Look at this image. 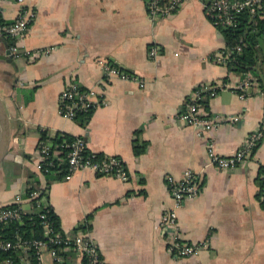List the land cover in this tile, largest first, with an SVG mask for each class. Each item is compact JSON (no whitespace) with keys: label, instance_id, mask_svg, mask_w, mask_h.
Here are the masks:
<instances>
[{"label":"crops","instance_id":"obj_1","mask_svg":"<svg viewBox=\"0 0 264 264\" xmlns=\"http://www.w3.org/2000/svg\"><path fill=\"white\" fill-rule=\"evenodd\" d=\"M208 1L182 0L174 13L154 17L146 0H24L35 17L22 44L54 49L30 62L11 57L0 40V98L10 131L0 164V206L45 185L60 230L85 233L102 264H264V138L234 169H219L207 158L210 142L229 154L245 140L264 119V97L253 92L242 100L234 89L221 88L206 99L203 113L242 116L201 136L176 118L193 89L242 77L213 59L224 40L207 15ZM17 11L14 1L0 0L4 21ZM105 61L139 80L116 77L104 85L107 102L89 114L86 126L63 117L60 91L69 81L96 87ZM42 131L84 137L90 151L119 157L128 178L89 168L68 180L42 175L36 167ZM186 168L201 171L203 180L197 196L177 209L179 225L185 239L210 241L197 255L177 260L166 251L158 221L172 206L167 177L179 178ZM21 205L37 212L27 200ZM45 260L51 262L48 254ZM19 264H30L29 256ZM65 264L83 262L68 251Z\"/></svg>","mask_w":264,"mask_h":264},{"label":"built area","instance_id":"obj_2","mask_svg":"<svg viewBox=\"0 0 264 264\" xmlns=\"http://www.w3.org/2000/svg\"><path fill=\"white\" fill-rule=\"evenodd\" d=\"M18 5L17 16L11 22H0V40L8 43L9 54L15 59L23 58L30 62L49 54L54 46L27 48L21 39L26 34L30 23L35 17V11L24 5V0H11ZM182 0H146L147 12L154 17H166L174 13L180 6ZM207 15L213 26L220 32L219 27L235 25V15L245 9L248 10L252 20L264 16V0H209L206 4ZM234 49L240 50L237 44ZM151 57L157 56L156 47L149 50ZM230 51L224 47L216 51L213 59L219 63L227 64ZM103 77L101 83L96 87H81L74 81H69L60 91L58 99V112L69 120H76L79 113H92L96 107L106 104L103 86L109 84L112 79L138 81L135 74H131L105 61L102 63ZM140 86L143 82H138ZM221 88L234 89L239 98L248 99L254 92L264 97V88L261 87L258 77L251 72H245L238 80H230L223 83L207 84L193 89L185 97L183 107L176 113L177 120L184 126L193 128L197 135L208 134L216 130L222 123L234 122L242 114H206L203 113L204 102L207 98L217 94ZM264 138V119L248 134L245 140L231 153H219L214 144L210 142L207 146L208 164L214 165L222 170H231L243 165L253 150ZM62 148L53 146L48 140H42L38 146V162L36 167L42 175L49 168L60 167L64 173L62 178L70 179L80 169L89 168L100 175L117 177L122 180L128 178V172L122 160L114 155L103 154L101 158L95 159L97 152L90 151L86 140L82 136H75L70 141H63ZM89 152L85 156V152ZM63 166V167H62ZM203 175L201 171L186 168L181 177H167V186L172 206L162 211L158 225L163 231L166 242V251L174 259L181 260L198 254L200 249L209 244V238L199 240H188L183 237L182 228L179 225L177 209L186 200L194 198L199 193L202 185ZM264 183V175H263ZM45 185L30 189L24 196L17 195L13 206H0V225L9 221H20L26 213L21 201L27 200L35 205L40 223L43 227V237L40 239H24L16 235L14 239L0 237V250H21V259L28 256V250L32 249V255L37 264H65L66 253L74 252L83 264H102V257L98 247L85 233L68 236L60 228L55 227L51 217L53 211L45 198ZM45 254L50 256L51 262L45 260ZM24 256V257H23ZM0 264L15 263L11 257H6Z\"/></svg>","mask_w":264,"mask_h":264},{"label":"trees","instance_id":"obj_3","mask_svg":"<svg viewBox=\"0 0 264 264\" xmlns=\"http://www.w3.org/2000/svg\"><path fill=\"white\" fill-rule=\"evenodd\" d=\"M0 22L4 21L0 16ZM220 33L224 40V48L230 51L227 67L231 73L244 74L251 72L258 77L261 87H264V48L262 43L264 41V16L252 20L247 9L235 15V25L219 27ZM240 44L241 49L236 50L234 47ZM90 112L79 113L76 119H80L81 124L86 126ZM74 137L67 133H57L53 137H49L44 131L41 132V141L48 140L53 146L62 148L63 141H70ZM66 150L65 148H62ZM135 153L141 150L135 148ZM85 156L89 152L84 153ZM103 154L96 153L95 159L101 158ZM63 167V166H62ZM64 171L60 167L49 168L44 175L48 177H61ZM264 188V183H263ZM32 205L35 206L32 202ZM9 206H13L10 204ZM54 220L55 227H59V223L55 214H50ZM43 227L40 223L38 212L24 213L20 221H9L0 225V237L4 239H14L16 235H20L24 239H40L43 237ZM32 249L28 250L30 264H37L32 255ZM22 251L19 250H0V263L6 258L11 257L15 263H19Z\"/></svg>","mask_w":264,"mask_h":264},{"label":"water","instance_id":"obj_4","mask_svg":"<svg viewBox=\"0 0 264 264\" xmlns=\"http://www.w3.org/2000/svg\"><path fill=\"white\" fill-rule=\"evenodd\" d=\"M5 44L7 46V43ZM9 141H10L9 121L4 104L0 98V164L7 153L9 147Z\"/></svg>","mask_w":264,"mask_h":264}]
</instances>
